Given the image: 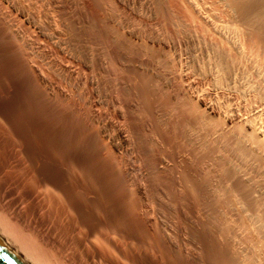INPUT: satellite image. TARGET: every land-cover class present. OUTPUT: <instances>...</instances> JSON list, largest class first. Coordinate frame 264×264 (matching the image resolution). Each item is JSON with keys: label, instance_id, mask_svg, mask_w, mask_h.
<instances>
[{"label": "bare ground", "instance_id": "6f19581e", "mask_svg": "<svg viewBox=\"0 0 264 264\" xmlns=\"http://www.w3.org/2000/svg\"><path fill=\"white\" fill-rule=\"evenodd\" d=\"M261 192L264 0H0L24 264H264Z\"/></svg>", "mask_w": 264, "mask_h": 264}, {"label": "water", "instance_id": "95a60500", "mask_svg": "<svg viewBox=\"0 0 264 264\" xmlns=\"http://www.w3.org/2000/svg\"><path fill=\"white\" fill-rule=\"evenodd\" d=\"M0 264H24L0 241Z\"/></svg>", "mask_w": 264, "mask_h": 264}, {"label": "rangeland", "instance_id": "374dc122", "mask_svg": "<svg viewBox=\"0 0 264 264\" xmlns=\"http://www.w3.org/2000/svg\"><path fill=\"white\" fill-rule=\"evenodd\" d=\"M178 37H179V36H177L176 41L183 45V47L181 48V47H179L180 44L177 43V44H178V48H179V49H184V47H185V48L188 49V47H186V46L184 45L182 38L179 37V38L182 40V41H181L180 39H178ZM202 40H203V39H202ZM202 40H201V41H202ZM181 42H182V43H181ZM195 42H196V43H194L193 46H189V47H190L189 49H191V48L193 49V47L195 46V44H196L197 48L199 47V49H202L201 46L203 47V43H202V42H201V43H197V40H195ZM198 42H199V41H198ZM199 44H201V45H199ZM182 45H180V46H182ZM196 46H195L194 49H197ZM203 48H204V47H203ZM257 182H260V181H257ZM261 182H262V181H261ZM259 185H260V184H259ZM260 186H262V185H260ZM262 193H263V192H261V193H257V194H262ZM262 195H264V194H262Z\"/></svg>", "mask_w": 264, "mask_h": 264}]
</instances>
